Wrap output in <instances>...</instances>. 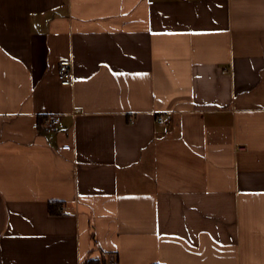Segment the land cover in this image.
<instances>
[{"label":"crops","instance_id":"1","mask_svg":"<svg viewBox=\"0 0 264 264\" xmlns=\"http://www.w3.org/2000/svg\"><path fill=\"white\" fill-rule=\"evenodd\" d=\"M112 259L264 264V0H0V264Z\"/></svg>","mask_w":264,"mask_h":264},{"label":"built area","instance_id":"2","mask_svg":"<svg viewBox=\"0 0 264 264\" xmlns=\"http://www.w3.org/2000/svg\"><path fill=\"white\" fill-rule=\"evenodd\" d=\"M57 79L60 85H63V86H68L72 83L71 61L69 59H62L59 61L58 70H57ZM157 120L159 123H162L165 121V117L162 115H159ZM59 122H60L59 115L50 114L44 117L40 125L38 123H35L33 127L36 129L41 127L45 130H50V129H53L56 125H58ZM68 148H69L68 146L63 147V149H68ZM107 264H117V262L114 259H112Z\"/></svg>","mask_w":264,"mask_h":264},{"label":"trees","instance_id":"3","mask_svg":"<svg viewBox=\"0 0 264 264\" xmlns=\"http://www.w3.org/2000/svg\"><path fill=\"white\" fill-rule=\"evenodd\" d=\"M48 211L51 215H57L58 214V204L57 203H49L48 205ZM97 262L96 260H87L84 262V264H95Z\"/></svg>","mask_w":264,"mask_h":264}]
</instances>
